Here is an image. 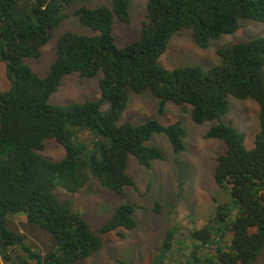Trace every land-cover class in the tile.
I'll return each mask as SVG.
<instances>
[{"label":"trees","instance_id":"obj_1","mask_svg":"<svg viewBox=\"0 0 264 264\" xmlns=\"http://www.w3.org/2000/svg\"><path fill=\"white\" fill-rule=\"evenodd\" d=\"M74 1L0 0V60L12 81L10 89L0 93V264H28L16 255L21 251L39 264H73L101 249L102 234L137 226L135 207L124 202L98 231L93 230L57 189L74 193L97 177L124 198L127 187H136L128 173L130 154L145 167L163 158L159 147L146 144L154 134H165L176 153L186 149L187 130L181 121L120 122L130 92L144 91L159 100L160 112L173 102L190 105L197 124L218 120L207 135L226 144L214 178L229 200L218 204L212 223L193 230L191 238L193 243L213 242L217 235L212 226L218 223L216 232L223 231L221 223L230 220V242H214L217 264H254L264 247V36L219 49L220 61L208 69L195 64L170 70L159 60L171 37L182 29H191L196 42L208 47L212 40L236 32L243 19L264 22V0H148L140 36L123 45L116 43L114 23H130V0L80 5L75 15L95 33L62 34L49 72L40 76L27 60L41 57L42 47ZM75 72L100 75V93L110 102L108 109L100 100L50 103L63 77ZM230 96L251 98L259 105V131L252 148L246 146L243 132L222 119L230 110ZM80 128L96 130L108 142L86 151L75 132ZM47 139L65 148L62 159L41 155ZM19 213L28 223L51 231L57 251L43 257L10 229L7 222ZM177 230L173 227L168 237ZM191 246L189 258L180 264H189L191 258L198 262L200 245Z\"/></svg>","mask_w":264,"mask_h":264},{"label":"rangeland","instance_id":"obj_2","mask_svg":"<svg viewBox=\"0 0 264 264\" xmlns=\"http://www.w3.org/2000/svg\"><path fill=\"white\" fill-rule=\"evenodd\" d=\"M147 3L148 0H130V23L118 20L114 23L117 44L123 45L140 36L146 19ZM84 4L111 5L112 0H75L71 6L66 7L67 17L56 28L49 42L42 47L41 57L27 60L40 76L49 72L62 34L67 31L95 33L83 25L75 15L76 8ZM257 36H264V22L243 19L236 32L224 34L219 39L212 40L208 47H201L194 39L191 29L185 28L171 37L159 62L170 70L195 64L208 69L220 61L219 49L239 41L252 40ZM99 78L100 75L83 77L76 72L65 75L61 85L52 94L50 103L68 104L100 100L103 108L108 109L110 102L100 93ZM11 86L12 81L7 76L6 64L0 60V93ZM229 102L230 110L222 119L232 122L243 132L246 146L252 148L259 131V105L251 98L239 99L234 96L229 97ZM151 119H158L164 124L181 121L187 130L186 149L176 153L165 134H154L146 144L159 147L163 158L155 159L151 167H145L130 154L128 173L134 179L136 187H127L124 198L102 185L97 177L91 178L74 193L58 187L59 197L62 200H70L72 209L80 213L96 231L112 217L121 203L128 202L135 207V228H119L117 231L102 234L101 249L73 264H180L182 259L189 255L193 244L200 245L197 250L199 259L197 262L191 258L189 264H217V245L214 242H220V246L230 242L231 231L227 228L230 220L221 223L223 231L216 232L218 223L212 226L217 235L213 242L202 244L201 241L194 240L193 243L191 238L193 230L212 223L218 204L229 200L225 189L217 184L214 178L217 158L225 151L226 144L219 138L207 135L218 120L197 124L192 120L190 105L168 102L163 112H160L159 100L149 91L130 92L120 122L131 121L137 124ZM75 132L78 141L86 145V151L95 150L99 143L108 142L107 138L93 129L80 128ZM40 153L44 157L60 160L65 156V148L56 140L47 139L46 146ZM7 226L22 235L24 242L43 257L58 249L54 234L44 227L28 223L24 213L11 217ZM173 227L178 230L172 237H168ZM16 255H22L28 264H39L24 251ZM254 264H264V247Z\"/></svg>","mask_w":264,"mask_h":264}]
</instances>
